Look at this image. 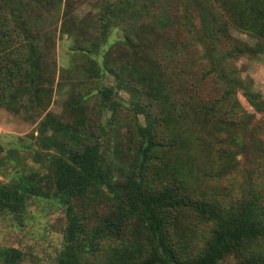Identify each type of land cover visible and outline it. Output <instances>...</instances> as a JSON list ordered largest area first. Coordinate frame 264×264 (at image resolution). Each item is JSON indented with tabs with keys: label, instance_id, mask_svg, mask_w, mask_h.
I'll return each mask as SVG.
<instances>
[{
	"label": "trees",
	"instance_id": "obj_1",
	"mask_svg": "<svg viewBox=\"0 0 264 264\" xmlns=\"http://www.w3.org/2000/svg\"><path fill=\"white\" fill-rule=\"evenodd\" d=\"M115 1L120 3L119 11L133 0ZM62 2L0 0V109L17 113L26 105L25 97L30 106L44 105L43 111L50 103L55 61L51 57V64L46 61L55 48L58 20L52 19L51 33L43 20L46 10ZM216 2L222 13L213 14V26L203 24L194 39L206 41V59L218 78L226 81L209 112L215 117L213 137L233 148L217 150L214 169L201 173L204 180L197 197L186 190L185 179L176 176L155 184L150 177L154 163L166 142L174 143L167 128L174 120L177 102L166 109L162 91L142 93L141 76L135 88L114 73L117 90L131 94L136 114L126 165L110 160L105 144L87 131L78 136L66 131L64 140L46 134L44 119L39 122L37 145L45 152L32 154L43 172L14 170L5 174L6 181H0V214H22L41 199L61 205L66 226L53 264H84L87 257L95 258L100 252L107 264H264V127L252 122L256 115L264 116V97L221 70L223 62L255 51L227 35L230 25L264 41V0ZM109 10L107 5L102 23L109 21ZM184 17L191 22L192 11L187 9ZM216 31L224 33L232 45L218 58ZM124 32L128 35L123 37L124 44L135 54L129 32ZM43 41L47 42L43 45ZM104 70L97 72L98 78L112 74ZM239 90L254 112L243 107ZM94 91L109 100L114 88L99 85ZM178 227L185 232L183 238L176 232ZM25 260L21 249L0 245V264H26Z\"/></svg>",
	"mask_w": 264,
	"mask_h": 264
},
{
	"label": "rangeland",
	"instance_id": "obj_2",
	"mask_svg": "<svg viewBox=\"0 0 264 264\" xmlns=\"http://www.w3.org/2000/svg\"><path fill=\"white\" fill-rule=\"evenodd\" d=\"M130 3L129 7L125 5L118 11L120 3L115 0H63L59 6L45 11V29L50 28L52 19L58 20L55 48L46 61L51 64L50 57L55 61L51 100L45 111L44 105L27 104L26 97L23 99L26 105L17 113L0 109V181H6L5 174L14 170L43 172L32 154L45 152L40 143L37 145L39 122L44 119L46 134L64 140L66 131L76 136L87 131L105 144L110 160L126 165L130 144L134 142L129 131L136 114L132 112L131 94L116 88L117 81L112 75L117 73L135 88L138 87L136 78L141 76L139 88L144 90L143 94L162 91L161 102L166 109H172V101L177 102L174 120L167 128L174 143L167 141L169 147L161 149L150 177L155 184L171 181L175 176L185 179L186 190L194 197L200 195L204 180L201 173L214 169L217 150L233 148L224 139L215 140V117L209 112L212 100L221 96L226 81L218 78L206 59V41L194 39L203 24L213 26L212 15L222 13L221 4L216 0H151L146 3L133 0ZM107 5L110 18L102 23ZM187 9L193 13L191 22L184 17ZM214 16L217 19L218 14ZM125 29L135 46V54L124 44L123 37L128 36ZM48 32L51 33V29ZM222 34L215 32L217 58L232 47ZM227 35L247 43L255 51L223 62L221 70L264 97V41L258 42L231 25ZM46 42L43 41V45ZM138 58L144 61L139 62ZM104 69L112 74L98 78L97 72ZM99 85L114 88L109 100L101 99L99 92L94 91ZM89 92L93 93L87 97ZM242 92H238L241 104L247 111L254 112ZM109 118L114 120L108 123ZM138 119L144 124L140 116ZM252 122L264 127V116L256 115ZM251 166L254 164H249ZM65 226L61 205L41 199L22 214H0V245L21 249L26 264H53L62 246ZM176 232L183 238L182 228L178 227ZM84 264L107 262L100 252L95 258L87 257Z\"/></svg>",
	"mask_w": 264,
	"mask_h": 264
}]
</instances>
